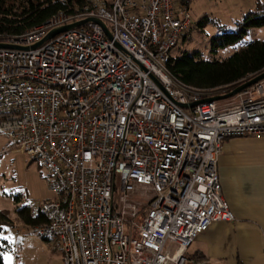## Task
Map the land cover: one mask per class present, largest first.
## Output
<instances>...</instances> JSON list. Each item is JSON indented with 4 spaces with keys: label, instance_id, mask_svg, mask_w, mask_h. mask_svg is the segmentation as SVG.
<instances>
[{
    "label": "built area",
    "instance_id": "obj_1",
    "mask_svg": "<svg viewBox=\"0 0 264 264\" xmlns=\"http://www.w3.org/2000/svg\"><path fill=\"white\" fill-rule=\"evenodd\" d=\"M192 1L85 0L0 35L12 47L0 48V137L48 172L54 199L27 207L46 219L34 231L64 264H203L189 247L235 221L219 155L228 139L264 137V80L211 101L230 89L170 76ZM87 19L112 39L88 22L44 42Z\"/></svg>",
    "mask_w": 264,
    "mask_h": 264
},
{
    "label": "rangeland",
    "instance_id": "obj_2",
    "mask_svg": "<svg viewBox=\"0 0 264 264\" xmlns=\"http://www.w3.org/2000/svg\"><path fill=\"white\" fill-rule=\"evenodd\" d=\"M240 0H194L189 5L192 28L182 36L172 57L198 53L202 60H223L252 41L264 42V27L248 28L236 44L222 47L217 36L236 33L250 6ZM249 3L253 1L249 0ZM240 24V25H239ZM222 38V37H221ZM216 44V45H215ZM43 165L21 154L0 137V211L9 214L11 225L0 233L5 264H64L60 252L52 251L34 228L26 226L17 214L18 207L48 201L53 197ZM20 199V203L15 198ZM188 256V254H187ZM200 259V257H196ZM199 261H202L199 260Z\"/></svg>",
    "mask_w": 264,
    "mask_h": 264
},
{
    "label": "crops",
    "instance_id": "obj_3",
    "mask_svg": "<svg viewBox=\"0 0 264 264\" xmlns=\"http://www.w3.org/2000/svg\"><path fill=\"white\" fill-rule=\"evenodd\" d=\"M240 1L250 6V13L264 4V0ZM218 174L235 221L214 223L189 247L188 257H202L203 264H264V137L226 140Z\"/></svg>",
    "mask_w": 264,
    "mask_h": 264
},
{
    "label": "trees",
    "instance_id": "obj_4",
    "mask_svg": "<svg viewBox=\"0 0 264 264\" xmlns=\"http://www.w3.org/2000/svg\"><path fill=\"white\" fill-rule=\"evenodd\" d=\"M84 5L85 0H0V35L4 37L22 35L45 24L60 13L75 14ZM260 27H264V4L259 5L257 11L249 13L244 18L236 33L217 36L214 41L220 40L218 43L222 47L236 44L247 33L248 28ZM166 69L182 86L199 90L229 88L231 92L264 73V42L247 43L230 57L220 61L202 60L198 53L184 54L182 57L172 58ZM15 201L21 202L18 197ZM17 214L26 226L32 228L46 222L44 216L35 215L27 206L18 207ZM9 225H11L9 214L0 211V233ZM201 259L202 257L195 261ZM0 264H5L1 245Z\"/></svg>",
    "mask_w": 264,
    "mask_h": 264
},
{
    "label": "water",
    "instance_id": "obj_5",
    "mask_svg": "<svg viewBox=\"0 0 264 264\" xmlns=\"http://www.w3.org/2000/svg\"><path fill=\"white\" fill-rule=\"evenodd\" d=\"M88 22H96L98 24H100L104 31L106 32V34L108 35L109 38L112 39V36L110 34V32L108 31L106 25L102 22V21H99V20H93V19H87V20H84V21H81V22H78V23H75V24H72V25H69V26H66V27H63L61 29H58L56 31H53L52 33L49 34V36L44 40V42L48 39H51L53 37H55L56 35L58 34H61V33H65L67 31H70V30H74V29H77L81 26H83L84 24L88 23ZM41 44H37L35 46H33V48H36L38 46H40ZM0 48H12V47H9V46H6V45H0ZM264 80V73L252 78L251 80L241 84L240 86H238L237 88H235L233 91H231L230 93L224 95V96H221L219 98H216V99H212L211 101L213 100H224V99H229V98H232L240 93H242L243 91H245L246 89L252 87L253 85L259 83L260 81H263Z\"/></svg>",
    "mask_w": 264,
    "mask_h": 264
}]
</instances>
